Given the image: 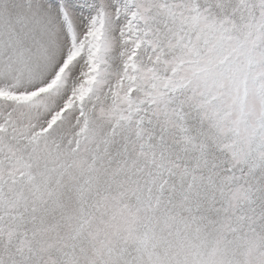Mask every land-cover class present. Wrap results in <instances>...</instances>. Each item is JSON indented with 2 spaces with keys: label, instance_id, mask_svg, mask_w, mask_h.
<instances>
[{
  "label": "snow or ice",
  "instance_id": "6c2138e0",
  "mask_svg": "<svg viewBox=\"0 0 264 264\" xmlns=\"http://www.w3.org/2000/svg\"><path fill=\"white\" fill-rule=\"evenodd\" d=\"M0 264H264V0H0Z\"/></svg>",
  "mask_w": 264,
  "mask_h": 264
}]
</instances>
